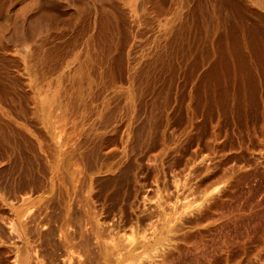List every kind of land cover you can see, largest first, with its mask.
<instances>
[{
  "label": "rangeland",
  "instance_id": "rangeland-1",
  "mask_svg": "<svg viewBox=\"0 0 264 264\" xmlns=\"http://www.w3.org/2000/svg\"><path fill=\"white\" fill-rule=\"evenodd\" d=\"M26 254L264 264V0H0V264Z\"/></svg>",
  "mask_w": 264,
  "mask_h": 264
},
{
  "label": "bare ground",
  "instance_id": "bare-ground-1",
  "mask_svg": "<svg viewBox=\"0 0 264 264\" xmlns=\"http://www.w3.org/2000/svg\"><path fill=\"white\" fill-rule=\"evenodd\" d=\"M214 190V189H213ZM212 194H214V193H212ZM216 194V193H215ZM209 196H210V194H209ZM212 196H214L215 197V195H212ZM209 198V197H208ZM212 197H210L209 198V200L211 199ZM25 256V255H24ZM22 257L20 260H19V262L17 263V264H28V254H26V256L25 257Z\"/></svg>",
  "mask_w": 264,
  "mask_h": 264
}]
</instances>
